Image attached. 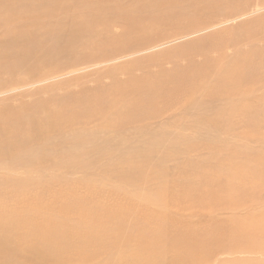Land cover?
Here are the masks:
<instances>
[{"label":"bare ground","instance_id":"bare-ground-1","mask_svg":"<svg viewBox=\"0 0 264 264\" xmlns=\"http://www.w3.org/2000/svg\"><path fill=\"white\" fill-rule=\"evenodd\" d=\"M86 1H88V8L85 5ZM118 1L109 0L102 4L98 0H72L71 2H67V0H51V2L48 0H0V37L4 36L2 33L20 29L18 27L20 21H33L44 32L43 38H41L42 36L36 38L34 36L37 34L32 33L33 36L26 34L20 39L14 38L5 41L0 39V95L5 97L4 94L17 93L20 96L23 90L40 89L42 98L45 99V95L51 93L45 90L50 89V91L59 93L66 98H75L80 105L75 109L72 108V104L66 101L64 103L54 102L59 106L56 109L60 110L55 113L53 118L55 120L49 125V127L56 128L49 129V131L63 129L65 134L61 136L60 142L70 143L73 150L81 152L74 154L58 152L55 148L58 141L54 143L45 137L47 129H42L38 125L40 122H47L39 116L47 103L42 100L27 101L20 106L12 104L5 115L0 114V134L3 136L0 139V167H4V165L15 167L18 164H34L36 162L43 164L50 158L51 161L56 162L59 161L61 155L62 158L74 157L85 162L84 159L89 158L92 151L108 150V147H111V142L107 139L97 141L94 132L89 133L85 130V132L74 131L71 134H66V129H74L70 128L72 126L76 127L75 129H87L86 125L80 122L70 125L75 122L72 119H79L80 114L84 115L81 116L83 119L89 117L92 119V116H95L104 122L107 120V124L113 129H141L143 120L158 112L159 106L157 105L163 104L165 99L171 95L174 96L182 89H187L186 93L193 92V96L187 99L188 103L182 104L186 109L181 111H187V113L198 112L200 109L212 110V107H215V101L231 103L242 100L244 107L245 100L258 99L257 93L264 91L263 89L259 91L261 87H264V81L260 84L263 86L256 87L257 89L254 86L258 82H253L257 79H259V83L260 79L264 80V15L251 20L247 19L231 28L220 29L261 10L264 1L256 0L255 8L250 9L248 7L246 10L245 7L242 10V8L239 9L235 6L239 0ZM80 4H84L83 6L87 10L84 14V16L87 15V20L96 25L87 22V20L86 22L84 20V23L78 21L80 25V29H78L75 23H71L75 31H102L114 40H126L125 43L131 41V44L136 46L133 47L135 51L131 54L130 51H125L124 54L136 55V58L139 54L137 63L140 66L141 63L146 64V66L152 65L151 68L156 71L154 72L156 74H145L141 78L125 76L122 80L117 77L114 82L111 80L108 83L106 80L101 81L105 84L103 86L100 84L101 82L95 80L91 90L76 89L79 90V95L73 94L76 90L74 91L70 84L74 82L67 81L70 86L64 85L66 81L64 83H49L53 80L51 77L55 78L65 74H54L56 71H51V75L45 77L38 78L35 74L33 77L30 76V73H35L41 64L54 62V59L59 60L64 57V53L68 54L71 60L76 56L82 58L83 60H80L81 70L88 67H84L82 64V62L84 64L88 62L83 53L76 54L71 51L72 43H77L66 40L63 35L61 36L62 32L71 30V27H66L65 24L60 23L48 25L49 22L46 24L41 21L55 10H61L59 7L66 9L71 6L70 8L73 9L72 7H78ZM121 20L125 24L118 23ZM176 22L179 27H176L175 24V27H170L172 23ZM23 29L27 28L23 27ZM164 29H169V32L166 30L164 32ZM216 29L220 30L217 31ZM25 31L24 33L29 32L28 30ZM160 31L169 33V35H161ZM207 31H214V33H210L211 35L207 37L195 38L193 41L175 48L170 47L153 53L176 40L190 39L193 35ZM158 32L160 33L157 34ZM146 35L154 38L143 44L141 42ZM54 36L57 39L56 43H47ZM140 38L142 40L138 43ZM121 43L122 41L118 45L120 48H122ZM112 46L113 43L111 48ZM124 46L127 47L125 44ZM124 46L123 48H125ZM123 48L120 50L122 51ZM190 50L192 52L186 53ZM123 55L122 58H126V55L124 57ZM176 55L180 58L177 59L178 56ZM121 60V58H115L93 64L98 68L104 67L106 69L108 65L114 62L119 64ZM68 61L70 60H63L62 64ZM156 62H162L163 68L161 69L159 63L158 67ZM127 64L129 65V61L125 65ZM138 64H135L136 67ZM147 68L149 67L145 69ZM102 70L99 69L98 72L100 73ZM143 72L146 73V71ZM251 85L252 87H249ZM114 95L125 98L117 100ZM128 96L129 98H127ZM10 97H13L12 94ZM14 97L16 98V96ZM113 97L115 98L113 99ZM260 99L264 102V97L260 96ZM229 109H239V105L234 103L230 105ZM154 110L155 112H152ZM129 122H132L134 126ZM21 128L22 131L25 129L24 135L20 132ZM85 135H91L92 139L88 140ZM160 142L157 144L159 146L157 150L160 147L171 145L166 144L164 140ZM80 145H87L88 151L83 152L79 147ZM34 147H37L38 154L32 150ZM142 148L144 149V147H140L138 151L133 150L131 152L137 156L138 153H143ZM84 151L86 150L84 149ZM245 152L249 153L250 149H246ZM148 153L145 156L150 158L152 155L150 151ZM233 154L235 155L234 152ZM162 157L160 155V158ZM257 161H249V157L246 160L230 158L224 161L222 165L227 164V169L233 173L231 176L226 178L221 171L217 179L215 176L213 178L205 176L201 180L203 182L202 187L206 190L199 189L197 196L196 194H189L188 203L183 205V208L182 206L175 208L170 214L165 210L167 207L163 209L160 207L161 210L158 213L146 218L143 222L138 221L137 217H134L130 212L111 215L109 213V219L102 220L99 216L102 214L101 211H106L105 208L108 205L96 209L93 202L85 198L69 199L62 203L63 209H76L84 212L85 220L76 223H71L64 215L42 217V222H38L37 216L23 218L16 214L13 215L12 209V215H9L5 210L8 215L0 218V247L3 249L0 248V259L2 264H264V176L259 175V171L264 170V167H258ZM148 163L153 171V160ZM121 164L126 165V167H134V171L125 169L128 175L125 174L126 176H124L123 173V176L129 177L132 180L131 183L137 184L143 173L136 174L135 163L132 161L127 160ZM210 179L213 180L210 182ZM235 180L237 181L232 183ZM12 182L16 183L8 175H0V194L4 191L6 193L10 187L14 188L4 185L12 184ZM224 183L228 191L224 189ZM228 183L232 185H228ZM93 184L95 185V183ZM188 186L192 188L193 184L190 183ZM114 190L120 194L125 192L134 202L137 198H144L141 201L153 200L154 202L161 198L162 203L167 205V197H172L173 200L182 198L181 193L179 196H174L172 193L168 195L164 192L157 194V196H147L134 192L138 195L136 197L122 188ZM55 194L58 195L57 192ZM174 206L171 207L174 208ZM243 210L244 212H241ZM178 213H191L195 218L191 223L181 222L176 217ZM21 227L22 230L18 229ZM20 234L23 239H32L35 236H40L42 239L39 246L34 244L30 248V252L33 254L31 258H25L23 251L18 253L15 248L17 246L14 244L15 240ZM98 239L101 244L102 242L105 243V245L103 244L107 248L105 256L100 257L99 251L96 252L88 248L87 250L90 252L78 250L77 242ZM72 249L77 250L79 254L73 256L70 251ZM219 257L223 258L218 259Z\"/></svg>","mask_w":264,"mask_h":264},{"label":"rangeland","instance_id":"rangeland-1","mask_svg":"<svg viewBox=\"0 0 264 264\" xmlns=\"http://www.w3.org/2000/svg\"><path fill=\"white\" fill-rule=\"evenodd\" d=\"M48 1L51 2V0ZM71 1L72 0H67V2H71ZM98 1L104 4V2L107 3L109 0H102V1L98 0ZM121 1L123 0H119L118 2ZM240 1L243 0H239V2L235 4V6L239 7V9L242 8V10L244 9L246 10L248 7L250 9L255 8L254 4L256 3V0H245L241 3ZM257 1H261V0H257ZM83 5L84 4H80L78 5V7H72L74 11H72L73 9L70 8L71 6H69L66 9H62V7H59L61 8V10H57V11L55 10V12L51 13L48 17L43 18V20L41 21L46 24H48L49 22L48 25H54V24L56 25V23L65 24L66 27H71V28H72L71 23H75L77 25V28L80 29L79 28L80 25L78 24V21L84 23V20L85 22L87 20L86 18L87 15L84 16V14L87 11L86 8L89 7L88 1L85 2L86 8ZM262 7L263 8L259 11H256V13L251 14L246 18L244 17L245 19L240 18V21L234 22L229 25H225L220 29L231 28L240 22H245L247 19L251 20L258 16L264 15V2L262 3ZM59 13L60 15H58ZM52 14L54 15L52 16ZM51 16L52 18H50ZM68 19L69 20L71 19L70 22H68L69 21ZM87 22L91 23L92 21L87 20ZM121 22L125 24L123 20H121L118 23ZM68 23L70 24L68 25ZM92 24L96 25L94 22H92ZM174 24L176 25V27H179L177 26L178 25L177 22L172 23V26L170 27H175ZM18 27H20V29L17 28L13 32L9 31L8 33H2L4 36L0 37V39L3 41L14 38L20 39L22 36L26 34L30 36L32 35V33L37 34L34 36L36 38L37 36L39 37L42 36L41 38H43L44 36L43 29L40 28L37 25V23H33V21L32 22L20 21V25ZM23 27L27 29H23ZM220 29H216V30L219 31ZM27 30L29 31L28 32L29 34L24 33V31L27 32ZM165 30L169 32V29L168 30L164 29V32ZM89 32L86 31L78 32L72 28L71 30H66L61 33V36L63 35L64 36L63 38H65L66 40H69L71 42L75 41L77 43V44L72 43L71 51H73L76 54L83 53L84 57L85 58L87 57V61H88L87 64H84L82 62L84 67L88 66L85 70H81L82 67H80L81 65L80 60H83L82 58L76 56L71 60L68 54L64 53V57L59 60L54 59L55 60L54 62L51 63L47 62L41 64L40 66L38 65L39 67L36 69L35 73L33 72L30 73V76L33 77V74H35L37 75L38 78H40V77H45L46 75L47 76L51 75L50 73L55 71L56 72L54 74L62 73L65 75L56 76L55 78L51 77L53 80L50 81L49 83H61V82L64 83V81H66L64 85L73 86L75 91L76 89H80V88L85 90L88 89L91 90L92 89L91 86L93 85V83H95V80L99 82L106 80L108 83L110 82V80L114 82L117 77L118 79L120 78L121 80L125 76H135L136 78L137 77L141 78L145 76V74L152 75L154 74V72H156L153 71V69L151 68L152 65L146 66V64H142L141 62H139L141 63L140 66V64L137 63L139 54L137 55V58L136 55H132V56L130 55L133 51H135L134 48L136 47L131 44L132 43L131 41L125 43L127 42L126 40H122V39H117L118 41L116 39L114 40V38L105 35V33L102 31L95 32V30H92L90 33ZM160 32L162 33V31ZM160 32H158L157 34H159ZM210 33L212 34L214 33V31H207L206 33L202 32L193 35L192 38L190 39L181 38L182 40L181 39L176 40L172 44L165 46V48L162 47L161 49L155 50L153 53L159 50H164V49L166 50V48H170V47L175 48L181 44L193 41V39L195 38L207 37L211 35ZM163 34L169 35V33L168 34L162 33L161 35ZM141 38L139 39V41H137L138 43L141 42L140 41L142 40ZM153 38H154L153 36L146 35V37L143 38L141 43L145 44L146 42L150 41ZM55 41H57L56 36H54L52 39H49L47 43L48 42L56 43ZM120 41H122L121 43L122 48L124 44L127 45V47L124 46L127 50L123 48L122 51L124 52L122 54H121L122 51L120 50L122 48L118 46L120 45ZM112 43L114 46V47L112 46L113 50H111ZM116 50L118 51L116 52ZM125 51L126 52L130 51L129 52L130 56L128 54H124L126 53ZM190 52H192V50L186 53H190ZM141 54L143 55V53ZM122 55L123 57L126 55V58H122ZM115 58H121L122 60L119 62V64L117 62H114L113 64L108 65L106 69H104V67L98 68L93 64L96 62L100 63ZM178 58L180 57L178 56L177 59ZM66 59L70 61L62 64L63 60ZM90 60H92L93 62L92 61L90 62ZM128 61H129V65L128 64L125 65L126 63H128ZM130 62H134L131 63L134 65H131ZM158 63L160 64V67L162 69L163 68L162 62H156V65L159 67ZM135 64H138L137 67L139 66L140 68H137ZM63 67H65V69H63ZM146 67H149L150 69L149 68L145 69ZM99 69H103V70L99 73L98 72ZM75 70L76 71L79 70V71L73 72ZM143 71H146V73H144ZM260 80H261L260 83H259V79H257L256 81L253 80V82L259 83V84L257 83L256 86H254L255 89H257L259 86H263L260 84L264 80L263 79ZM67 81L74 83H71L69 85L67 84ZM117 81L119 82L120 80ZM100 84H102V86L105 85L104 82H101ZM249 87H252V85ZM261 89L264 90V87L263 88L261 87L259 91ZM186 90L187 89H182L181 91H179L180 93L177 92V94L175 93L174 96L171 95L168 99H165L163 101V104L157 105L159 106L158 112H155V110L152 111L155 112L152 114L154 117L150 116L144 119L143 122L141 123L143 124L141 126L142 127L141 129H113L112 127H109V125L107 124V120H105L104 122L102 121V119L96 118L95 116H92V119L91 117H89L88 119L87 118L83 119V117L81 116L84 115L82 114H80L78 120L72 119L75 122L70 125L78 124V122H80L83 123V125H86L87 129H75L76 127L72 126L70 128H74V129H66V134H71L74 131L85 132L86 130V132L89 133L94 132L97 141H101L102 139H107L108 141L111 142V147H108V150L107 149L104 151L100 150V152L92 151L90 153L91 158L90 156L89 158H85L84 159L85 162L75 159L74 157L62 158L61 155L59 161L56 162L51 161L50 158L47 160V162H44L43 164H38L36 162L34 164H30V163L18 164L15 165V167H9L7 165H4V167H0V175L3 174L8 175V177L12 181H16L17 183L16 184L12 182V184L9 185L3 183L5 186H9V187L13 186L14 188L10 187V189L7 190L6 193L4 191L2 194H0V201L6 202L3 203L5 205H3L0 202L1 205L0 218L8 214L12 215L13 213V215L16 214L23 218L37 216L38 222H42V217L46 218V217H57L64 215L68 219V221H70L71 223H76L77 221L85 220L86 217L84 212L76 209L75 210L63 209L62 203H64L66 200L69 199L76 200L80 198L81 199L85 198L86 200L93 202V205L95 206L96 209L98 208L101 209L100 207L104 205L106 206L108 205L105 208L106 211L105 210L101 211L103 215L101 214L99 217L102 220H105L106 218L109 219V213L111 215L113 213L119 214L124 212H130L134 217H137L138 221L143 222L145 221L146 218L155 215L163 208L167 207V209L165 210L170 214H172L175 208L178 207L181 208V206L183 208V205L185 206L188 203L189 194L191 195L196 194L197 196V191H200L199 189L206 190L202 187L203 182L201 180L202 178H205V176L209 178H213V176H215L217 179L220 171L226 178L231 176L233 173L229 169H227V164L222 165L224 161L230 158L246 160L249 157V161L254 162L258 160L256 162V165L258 167H264V102L263 100L260 99V96L264 97V91H262L261 93L260 92L257 93V95H259L258 99L251 98L249 100H245L244 107L242 106L243 104L242 100L232 101L231 103H226L225 101H215L214 102L215 107H212V110L200 109V111L198 112L194 111L193 113L192 112L187 113V111L182 112L181 110L186 109V107L184 108V105L188 103L187 99L193 96V92L186 93ZM45 91L51 92L45 95V99L42 98L40 89H35L34 91L23 90V93H21L20 96L17 93H7L4 94L5 97L3 95H0V114L5 115L6 111L9 109V107L12 104H17L18 106H20L22 103H26L27 101L42 100L44 103H47V105L43 107L42 109L43 111L39 114V116L43 117V120H47V122H40L38 125H40L42 129L45 128L47 129L45 137L49 138L54 143L55 141H58L57 147L55 148H57L56 150L62 154L81 153L79 151L73 150L70 147V143L60 142L61 136L65 134L63 129H58L57 131H53V132L49 131V129L56 128V127H49V125L52 122H54L55 120L53 119L54 115L57 111L60 110V109H56V107L59 106L54 102L64 103V101H66L69 104H72L73 109L80 106L79 103L76 101L75 98H66L59 93L50 91V89ZM10 94H12L13 97H10ZM73 94L79 95L80 92L79 90H76V92H74ZM14 96H16V98ZM114 96L116 98L113 97V99L115 98L117 100L119 98L120 99L125 98L117 95ZM127 98H129V96ZM49 102H51V104H49ZM234 103L239 105V109L230 110L229 109L230 105ZM176 106H178L179 108ZM129 123L132 124V122ZM132 126L134 125L132 124ZM125 128H127L126 125ZM20 132L22 133V135H24L25 129L24 131H22L21 128ZM170 135H172L173 137L172 136L170 137ZM85 137L88 140L92 139L91 135H85ZM1 138H3V136H1L0 134V139ZM159 140L160 141L164 140L166 141V144H171V145H168V147L166 145L163 148L160 147V149L157 150V147L159 148V146L157 145L158 142H160ZM79 147L83 152L88 151L87 145H80ZM140 147H144V149L142 148L143 153H138L137 156H134L131 151L133 150L138 151V148ZM244 147H248V148H244ZM84 149L86 151H84ZM246 149H250V152L246 153L245 152ZM32 150L34 151L35 154H38L37 147L32 148ZM149 151L152 155L150 156V158L145 156L149 154L148 153ZM233 152L235 153V155L233 154ZM160 155L163 157L160 158ZM151 159L153 160L155 167L154 168L152 165L153 171L151 170L150 165L148 163L149 161H152ZM127 160L132 161V163H135L136 174L143 173L141 179L137 181V184L131 183L132 180H130L129 177H124L128 175L126 173V170L134 171L133 166L126 167V165L121 164L122 162H125ZM108 169L112 172H110ZM119 173L122 175H120ZM259 175L264 176V170H260ZM122 176L123 178H121ZM212 180L213 179H210V182ZM236 181L237 180L232 181V183H235ZM93 183H95V185ZM190 183L193 184L192 188L188 186V184ZM228 185H232V184L228 183ZM118 188H122L126 192L133 194L136 197L138 195H136L134 192H138L142 195H147V196L148 195L157 196V194L159 195V193L161 192H164L168 195H171L172 193L174 196L177 195L179 196L180 193L181 194L183 193L182 194L183 196L180 194V196L182 197L180 200L182 201L175 199L173 200L172 197L171 198L167 197L166 199L168 201L167 205H164V202L162 203L161 198H159L157 202H154L153 200H149V201L142 200L143 201L142 202L141 199L144 198H140V199L137 198L136 202H134L132 201L131 198H129V196L125 192H122L120 194L118 193V191L114 190ZM224 189L228 191V188L225 183H224ZM56 192L58 193V195L55 194ZM90 199H92L93 201H91ZM159 201L160 203H158ZM180 202H182L183 204L182 203H181L182 205L178 204ZM172 205L173 206L175 205L174 208L171 207ZM11 209L13 212L11 211ZM5 210L8 212V214ZM241 212H244V210ZM176 217L179 218L181 222L183 221L186 223L189 222L191 223L195 218L191 215V213L190 214L178 213ZM122 218L125 217L122 216ZM18 229L22 230V227ZM41 242L42 239L40 236H35L32 239L29 238L23 239L20 234L16 238L14 244L17 245L15 248L18 251V253H21L23 251L25 258H31L33 254L32 252H30L31 250L30 248H32V245L34 244L39 246ZM100 242L101 241H99V239L90 240V241L82 240L80 242H77L78 250L80 252H90L89 250H94L96 252L99 251L98 255L100 257L105 256L107 248L104 246L105 243L102 242L101 244ZM98 243L101 245H99ZM130 246L132 245L130 244ZM87 248L89 250H87ZM70 251L73 256L79 254L77 250L72 249ZM221 258L219 257L218 259ZM0 264H2L1 259H0Z\"/></svg>","mask_w":264,"mask_h":264}]
</instances>
